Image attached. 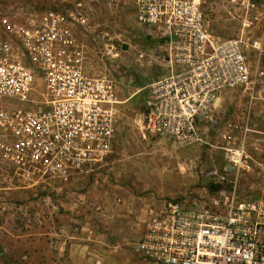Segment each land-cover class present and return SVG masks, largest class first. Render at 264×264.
I'll list each match as a JSON object with an SVG mask.
<instances>
[{
    "label": "built area",
    "instance_id": "built-area-1",
    "mask_svg": "<svg viewBox=\"0 0 264 264\" xmlns=\"http://www.w3.org/2000/svg\"><path fill=\"white\" fill-rule=\"evenodd\" d=\"M67 1L27 24L2 22L0 158L11 179L67 182L116 142L119 86L87 71L78 30L90 19ZM220 1L241 19L234 36L211 31L203 0H133L155 42L138 60L155 57L162 72L135 93H145L144 131L177 147H215L217 134L223 154L203 173L209 195L151 209L136 251L158 264H264V0ZM236 96L242 114L226 120L222 103ZM247 173L259 190L242 188Z\"/></svg>",
    "mask_w": 264,
    "mask_h": 264
},
{
    "label": "rangeland",
    "instance_id": "rangeland-1",
    "mask_svg": "<svg viewBox=\"0 0 264 264\" xmlns=\"http://www.w3.org/2000/svg\"><path fill=\"white\" fill-rule=\"evenodd\" d=\"M59 1L0 0V42L7 37L5 18L27 24L59 7ZM78 1L90 19L87 30H78L86 66L91 73L113 77L124 101L116 142L104 160L88 163L67 182L11 179L0 158V264H158L136 251L150 211L168 199L210 194L203 173L223 162L216 147L220 136L212 135L215 147H177L146 133L145 93L135 92L162 72L155 57L138 59L155 42L137 22L133 0L67 2ZM203 1L215 35L227 38L239 31L241 19L230 7L220 0ZM244 102L240 96L226 99L221 116L237 119ZM255 109L258 113L259 105ZM259 180L247 173L242 188L259 190Z\"/></svg>",
    "mask_w": 264,
    "mask_h": 264
},
{
    "label": "crops",
    "instance_id": "crops-1",
    "mask_svg": "<svg viewBox=\"0 0 264 264\" xmlns=\"http://www.w3.org/2000/svg\"><path fill=\"white\" fill-rule=\"evenodd\" d=\"M86 69H87V71H88L89 73H91V72H90V71H91V70H90V67H87V66H86ZM91 74H94V73H91ZM96 75H97V74H96ZM135 93H136V92H135ZM132 96H133V95H132ZM132 96H130V98H131Z\"/></svg>",
    "mask_w": 264,
    "mask_h": 264
},
{
    "label": "water",
    "instance_id": "water-1",
    "mask_svg": "<svg viewBox=\"0 0 264 264\" xmlns=\"http://www.w3.org/2000/svg\"><path fill=\"white\" fill-rule=\"evenodd\" d=\"M125 48H126V46H124ZM213 187V186H212ZM0 249H1V246H0ZM0 254H1V252H0Z\"/></svg>",
    "mask_w": 264,
    "mask_h": 264
}]
</instances>
